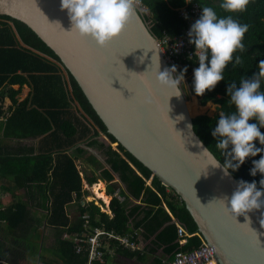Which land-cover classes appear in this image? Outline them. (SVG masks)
<instances>
[{
	"label": "trees",
	"instance_id": "16d2710c",
	"mask_svg": "<svg viewBox=\"0 0 264 264\" xmlns=\"http://www.w3.org/2000/svg\"><path fill=\"white\" fill-rule=\"evenodd\" d=\"M195 1L199 5L213 7L219 17L228 15L219 8L222 0ZM141 3L147 7L148 14L142 12V15L146 20H150V30L155 37L159 38L163 31L172 35L179 33L184 21L177 16L176 8L183 5L184 0H141ZM233 18L242 24L247 23L249 25V31L243 40L247 51L236 53V55L241 56L243 63L236 68L229 64L224 72V81H221L214 90L207 91L200 97L195 95L193 73L194 69L199 67L198 61H182L176 66L177 75L181 70L187 68L184 76H187V91L191 96L189 101L197 103L200 107H205L208 102L218 104L219 112L213 116L198 115L192 118L197 132L214 147L217 140L212 136V131L219 119V113L227 114L235 110L234 106L227 103L230 99L227 94L228 84L236 83L239 86L242 77L251 78L254 73L258 72L260 60L264 59V0H253L244 13L234 15ZM59 64L58 56L27 24L7 15H0V90L4 85L10 83L18 82L20 87L22 83L28 82L34 88V95L30 103L36 105L27 108L28 100L15 103L13 97L17 90L7 89L6 96L13 107L3 125H0L1 135L15 138L45 135L43 139L47 147L45 154H41V161H36L37 158L30 159L27 157L26 159L34 160V163L23 164L18 160L19 168L22 167V171H16L13 175L15 181H22L20 185L35 182L37 183L36 186L41 188L43 197L39 202V207L47 211L46 227L51 230L54 239L52 249L53 256L56 257L55 260L57 259L60 264H85L86 253H75L72 242L62 238L64 234L71 236L82 230L84 215L88 216L92 225H99L100 222H103L106 229H112L120 234L129 230V218L142 215L134 221V226H142V235L149 240V250L155 254L149 264H164L161 261L163 257L170 259L177 250H188L198 246L201 240L199 236L194 234L196 231L195 223L185 209L183 202L173 190L163 185L147 166L139 162L119 143L115 144L114 138L107 133L103 122L91 108L77 82L68 72L69 90L64 88ZM22 73L26 76L22 77ZM179 87L183 91V83ZM53 89L60 91L63 97L62 102L58 101L56 97L53 98L54 105L50 104L52 99L50 90ZM261 91H264V83L261 85ZM64 97L68 101L64 102ZM2 98L4 97L0 93V100ZM48 99L50 101H47ZM71 102H76L77 111H81L80 117L89 126L83 123V120L70 109ZM80 125L82 129L78 130ZM99 132L105 134L110 143H114L115 149H112L108 142L99 141ZM261 132L264 133V129H261ZM76 133H91L87 145L95 146L105 153L106 162L110 165V169L119 173L120 180L125 185V190L121 191L126 197L139 200V204L128 207L127 202L119 203L115 198H111L109 202L112 212L111 218H108V215L101 211L94 201H87L81 205V196L86 192L82 191V178L76 169L74 156L66 152L71 145H74ZM256 146L261 147L258 141ZM73 151L80 155L87 153L85 149L79 146L75 147ZM53 152L57 155L54 164L51 162ZM259 159V155L250 157L238 169L250 183L255 181L258 189L262 177L259 173L253 177L250 175V169L253 166L252 161ZM88 160L91 167L90 172L89 170L83 171V178L88 184L97 182V179L107 181L112 179L109 168H104L100 161L92 155L88 156ZM0 175H4V173ZM150 176V184H146V180ZM114 186L115 183L110 184L109 192ZM73 193L79 200L77 202L78 212L69 216L66 212V206L72 202ZM163 204L183 226L184 230L191 234L186 237V241L181 245L177 244L175 224L171 222V216ZM26 207V204L18 202L0 210V223H3L1 239L4 243L11 239L18 246L19 240L29 241V245L31 241L40 240V230L34 223H30L24 218ZM1 246L2 244H0V248ZM5 246V257H9L11 243L9 249L6 244ZM116 249L128 256L144 258V255L137 251ZM158 250L160 253L156 254ZM51 261L53 259L43 262V264H50ZM93 264L113 263L109 262L106 255L103 262H94Z\"/></svg>",
	"mask_w": 264,
	"mask_h": 264
},
{
	"label": "water",
	"instance_id": "95a60500",
	"mask_svg": "<svg viewBox=\"0 0 264 264\" xmlns=\"http://www.w3.org/2000/svg\"><path fill=\"white\" fill-rule=\"evenodd\" d=\"M0 15L27 24L58 56L115 144L183 202L216 264H264V208L249 212L247 220L225 211L221 199L231 197L238 181H249L238 170L224 177L209 165L204 148L221 163L224 158L197 132L185 106L189 92L176 97L157 84L159 65L160 71L170 67L138 6L125 30L104 47L70 32L60 0H0Z\"/></svg>",
	"mask_w": 264,
	"mask_h": 264
},
{
	"label": "clouds",
	"instance_id": "9594fccd",
	"mask_svg": "<svg viewBox=\"0 0 264 264\" xmlns=\"http://www.w3.org/2000/svg\"><path fill=\"white\" fill-rule=\"evenodd\" d=\"M253 0H222L219 8L228 13L219 17L213 7L198 5L200 17L190 26L187 33L188 42L195 46L199 67L194 69L193 89L196 96H203L224 81V72L229 64L233 68L243 63L237 52L247 51L243 40L249 31L247 23H240L234 15L244 13ZM141 0H60V10L66 11L71 31L81 38H90L97 46L104 47L117 38L126 28ZM187 18V17H186ZM187 68L177 75L175 65L155 74V80L161 88L175 92L181 96L179 85L184 81ZM264 59L258 64V72L251 78L242 77L237 86L230 83L227 94L228 104L234 106L231 113H219L212 136L217 140L215 148L219 150L224 162L216 159L210 149L204 148V154L215 169H220L224 177H230L250 157L260 156L252 161L250 175H261L259 189L255 181L249 183L238 181L231 197L224 196L221 201L225 211L233 215L244 216L264 208ZM172 96V97H173ZM182 119L183 117H178ZM190 127V126H189ZM259 142L261 147L256 146ZM199 147L203 148L200 144ZM264 225V219L260 221Z\"/></svg>",
	"mask_w": 264,
	"mask_h": 264
},
{
	"label": "crops",
	"instance_id": "0c3cea01",
	"mask_svg": "<svg viewBox=\"0 0 264 264\" xmlns=\"http://www.w3.org/2000/svg\"><path fill=\"white\" fill-rule=\"evenodd\" d=\"M60 67H61L60 76L62 78L64 88L69 90L68 74L62 68L61 65H60ZM21 76L24 77V76H26V74L22 73ZM18 87H19L18 82H14V83H10L9 85H4V87H2L0 90V93H2V95L4 97L0 100V110H1L0 125H3V123L6 120V117L11 113V108L13 107V105L10 104L9 100L7 99V96H6V90L7 89L17 90V93L13 97L16 101L15 103H20L23 100H28L29 103L27 104V108L36 106L35 104L30 103L31 98H33V95H34L33 85L28 83V82H24L20 85L19 88ZM50 97H52L51 101L49 99L47 101H50V104H52V105H54L53 104V98H55V97L57 98L58 101L62 102V100H63L62 94L57 89L50 90ZM65 101H68V100H66V98L64 97V102ZM70 104H71V107L69 106L70 109L73 110L80 117V114L77 111L78 106H77L76 102H71ZM47 108H50V107H47ZM82 120H83V123H85L87 126H89L84 121V119H82ZM79 127L80 128H78V130L82 129L81 125ZM90 134L89 133H86V134H77L76 133V135L74 137V139H75L74 145L73 146L71 145V147H69V149L66 152L68 154H71L72 156H74V163L76 165V169L78 170V173L82 178V191L86 192V193H83L81 196V200H80L81 205H84V203L87 201H94V203L98 207H100V210L105 212L108 215V218H111L112 212H111V209L109 207V202H110L111 198L116 199V197H114L112 195L113 191L116 188H118L120 190V194L124 197L123 200L116 199V200H118L119 203L127 202L128 203L127 206L129 207L130 205H133V204H139L140 201L136 200L132 197H126L125 194L122 192L123 190H125V185L120 180L119 173L110 169V165L106 162L105 153L101 149H99L95 146L87 145L88 142L90 141ZM44 136L45 135H41L38 137H24V138L23 137L22 138L3 137L1 135V129H0V174L4 173V175H0V210L3 209L4 207H7L11 204H15L18 202H22L23 204H26V206H27L26 207V216H24V218H26V221H28L30 223H34V225H36L38 230H40V232H41V238L38 241L40 243V247L38 249L41 250L40 248L42 247V249L48 251L49 249H52V248H47L46 242H43L44 235H45V233L47 234V232H46L47 231L46 219H45L47 211L45 209L39 207V202H41V199L43 197V194L41 192V188H40V186H36L37 183H35V182L20 185L22 181H18V182L15 181L14 175H13L14 172H16V171H19V170L22 171V167L19 168L20 164L18 163V160H20L23 164H28V163L33 164L34 163V160L26 159L27 157H29L30 159L37 158L36 161H41V158H42L41 154H45L46 147H47V144H46V142H44V139H43ZM98 139H99V141L101 140V141H104L106 143L108 142L109 145L111 146V148L115 149V145H113L114 143H110L108 138L102 132H99ZM77 146L85 149L87 151V153L83 154V155H80L78 152L74 153L73 150ZM90 155H92L94 158H96L98 161H100V163L103 165L104 168H109L110 172L112 174V179L110 181L97 179L98 183L101 182L103 184L104 188L100 189V190H102V191L104 190L103 192L105 193L106 196H108V199H109L108 202H104L103 198L97 197V195L93 192V186L97 182H95L93 184H88L83 178V171L89 170V172H90V169H91L90 164H88V162H89L88 156H90ZM51 157H52L51 162L53 164L56 163V159H57L56 153L53 152L51 154ZM98 171H96V172L98 173ZM150 181H151V176L149 179L146 180V184H150ZM111 183H115V186L111 190V192H109ZM78 201L79 200H77V198L75 197V194L73 193L72 202H70L66 206V212L69 216H72L78 212V206H77ZM163 206L166 209L167 213L171 216V222H174L175 228H176V224H180V223L170 213L169 209L165 206V204H163ZM141 216L142 215H139L136 218H134V216L129 218V223H128L129 230L126 233L120 234V233L114 232L112 229H109V230L113 231L115 234H119V235L134 234L135 240L138 242V246H139V248L137 250H132V249L126 248L123 245H121L118 242V240H116L113 237L109 238V239H105L104 245H103V249L105 251L104 258L107 255L109 262H112L113 264H135V263H137V264H149V262L151 261L153 256H155V254L149 250V247H148L149 240L145 239L142 235V232H143L142 226L141 225L134 226V223H135L134 221L137 220L138 218H140ZM83 218H84V221L82 224V230L77 232V233H74L73 235L84 232V231H90L91 228L94 226H98V227L102 226L105 228V224H103V222H100L99 225H92L89 222L88 216L84 215ZM85 220H88V222H89V224L87 226V230H85V227H84ZM2 229H3V223H0V242H1L0 244H2V246L0 248L1 249L0 264H9L8 263L9 257H5L6 246H5L4 241L1 239ZM106 230L109 231L108 229H106ZM49 231L51 234V230H49ZM73 235H71V236H73ZM190 235L191 234L187 233L186 236L184 237V240L186 241V237H188ZM39 236H40V234H39ZM71 236H66L64 234L62 236V238L69 239L72 242ZM52 238H53V236H52ZM176 240H177V233H176ZM22 242H24V244H23L24 247L28 248V251H29L30 250L29 241L22 240ZM179 245H181V244H179ZM116 248H122L124 250H130V251H137L138 253L144 255V258L139 259L136 256H128ZM73 250H74V248H73ZM81 252H85L87 255V246L86 245H84V250H82ZM159 252H160V250L156 251V254H159ZM75 253H79V252L75 251ZM53 254L54 253L50 252L49 257L48 256L39 257V256L35 255L36 261L34 263H24L23 258H22V261H19L18 263L19 264H37V260H41L42 263H40V264H43V262H46V261H49L50 259H53V261H51L50 264H60V262H58L57 259H56L57 261L55 260L56 257H55V255L53 256ZM104 258L102 261H96V260L92 261L91 264H93L94 262H103ZM168 259H169L168 257H163L161 261L163 262V260H168ZM90 261L91 260L89 259L88 255H87V260H86L85 264H88Z\"/></svg>",
	"mask_w": 264,
	"mask_h": 264
},
{
	"label": "built area",
	"instance_id": "2783aa9c",
	"mask_svg": "<svg viewBox=\"0 0 264 264\" xmlns=\"http://www.w3.org/2000/svg\"><path fill=\"white\" fill-rule=\"evenodd\" d=\"M199 3L195 0H184V4L176 8L177 16L184 21L178 34H169L163 31L162 35L157 38L158 46L169 67L179 64L182 61H198L195 53V46L189 44L187 33L190 26L200 17L201 9ZM141 6V7H140ZM141 11L147 7L144 4L138 5ZM147 13V9H146ZM187 17V18H186ZM112 195L116 199L123 200L120 190L116 188ZM100 208V207H99ZM89 222L85 220L84 227L87 230ZM177 243L183 244L186 231L180 224H176ZM115 238L126 248L137 250L138 242L135 240L134 234H115L113 231H107L104 227L94 226L90 231H84L71 236L73 248L76 252L84 250V245L87 246V255L92 261H102L105 255L103 249L105 239ZM201 243L188 250L175 251L172 258L163 260L164 264H216L215 253L210 244L205 243L201 238Z\"/></svg>",
	"mask_w": 264,
	"mask_h": 264
},
{
	"label": "rangeland",
	"instance_id": "374dc122",
	"mask_svg": "<svg viewBox=\"0 0 264 264\" xmlns=\"http://www.w3.org/2000/svg\"><path fill=\"white\" fill-rule=\"evenodd\" d=\"M140 9H142V8H140ZM146 9H143L141 12H144L146 14ZM147 14H148V11H147ZM146 21L148 24L150 23V20H146ZM186 78H187V76H184L183 92L185 94L187 93ZM189 103H190V101H189ZM196 106L199 107L197 105V103H196ZM202 108H204V107H202ZM218 109H219L218 104L208 102V104L205 106V110L203 112L199 111L198 114L193 115V116H198V115L213 116L214 114L219 112ZM80 113L81 112L79 111V114ZM49 230L50 229L47 228V231H46L47 234L45 233L43 242H46L47 248H52L54 246V240H53L52 235L50 234ZM10 243H11L12 247H11L10 253L8 254V256H9L8 263L9 264H19L18 262L22 261V258L24 259V261H23L24 263H34L36 261L35 255H37L39 257H45V256L49 257L50 252L53 253V249H49L48 251H46V250L42 249V247H41L40 248L41 250H39L38 248L40 247V243L38 241H31L30 242L31 244H30V250L29 251H28V248L24 247V245H23L24 242H22V240H19V242L17 244L18 246H16V243H14L11 239H8L7 242H5L8 249L10 247ZM40 263H42V261L37 260V264H40ZM135 264H137V263H135Z\"/></svg>",
	"mask_w": 264,
	"mask_h": 264
},
{
	"label": "bare ground",
	"instance_id": "6f19581e",
	"mask_svg": "<svg viewBox=\"0 0 264 264\" xmlns=\"http://www.w3.org/2000/svg\"><path fill=\"white\" fill-rule=\"evenodd\" d=\"M185 106H186V110H187V113L189 116L196 115L199 113V111L203 112L205 110V107L204 108L197 107L196 103H192L191 101L189 103V100L186 102ZM103 188L104 187H103V184L101 182L97 183L93 186V192L97 195V197L103 198L104 202H108V200H109L108 196L105 195V193L103 192L104 190L103 191L100 190ZM212 264H214V262Z\"/></svg>",
	"mask_w": 264,
	"mask_h": 264
}]
</instances>
